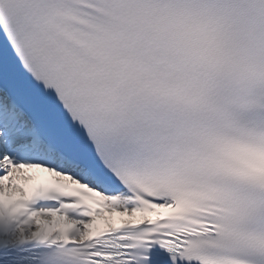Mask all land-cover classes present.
I'll return each mask as SVG.
<instances>
[{
  "label": "snow or ice",
  "instance_id": "6c2138e0",
  "mask_svg": "<svg viewBox=\"0 0 264 264\" xmlns=\"http://www.w3.org/2000/svg\"><path fill=\"white\" fill-rule=\"evenodd\" d=\"M0 264H264V0H0Z\"/></svg>",
  "mask_w": 264,
  "mask_h": 264
},
{
  "label": "rangeland",
  "instance_id": "374dc122",
  "mask_svg": "<svg viewBox=\"0 0 264 264\" xmlns=\"http://www.w3.org/2000/svg\"><path fill=\"white\" fill-rule=\"evenodd\" d=\"M34 174L36 175L37 174V171L33 170Z\"/></svg>",
  "mask_w": 264,
  "mask_h": 264
}]
</instances>
